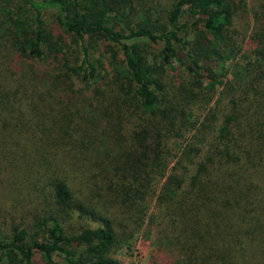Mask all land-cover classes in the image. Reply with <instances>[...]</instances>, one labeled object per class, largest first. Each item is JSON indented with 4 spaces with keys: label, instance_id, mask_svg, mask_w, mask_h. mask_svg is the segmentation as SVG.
I'll list each match as a JSON object with an SVG mask.
<instances>
[{
    "label": "trees",
    "instance_id": "trees-1",
    "mask_svg": "<svg viewBox=\"0 0 264 264\" xmlns=\"http://www.w3.org/2000/svg\"><path fill=\"white\" fill-rule=\"evenodd\" d=\"M0 100L69 160H1L47 193L0 190L2 264H120L151 198L146 264H264V0H0Z\"/></svg>",
    "mask_w": 264,
    "mask_h": 264
},
{
    "label": "rangeland",
    "instance_id": "rangeland-1",
    "mask_svg": "<svg viewBox=\"0 0 264 264\" xmlns=\"http://www.w3.org/2000/svg\"><path fill=\"white\" fill-rule=\"evenodd\" d=\"M46 20L48 22H51L53 20V17L47 16ZM98 59L103 60L102 58ZM68 83H72L75 89H79L85 86V83L80 81L78 78H70L68 80ZM5 105L6 103L0 100V111L4 109ZM11 153L13 155H11ZM11 153L6 156L0 154V190L4 189L5 191H7L8 194L12 195L13 199H25L28 196H33V193L37 191L39 193V197L36 202L42 205L43 199H47V193H44L43 183H16L12 179V174L9 173L7 170L2 169L4 167L1 165V160L5 162V164L8 163V166H12L14 168L23 166V164L25 163H43V165H45L44 167H46L48 165L52 166L55 164L66 162L68 160L66 151L57 145L39 143L35 147H25L12 150ZM155 184L156 185L154 189H156L157 191L160 186V183L159 181H156ZM10 199L13 200L12 198ZM147 204L149 208V214L154 215L156 218L155 225H153L150 240L144 241L141 238H137L136 241L132 243L131 249L129 251H119L116 255V259L120 262V264H146L148 260L150 246L156 237V230L158 229L156 224H161V226H164L166 224L163 216L161 215L160 210L155 207V200L151 198L148 200ZM0 264L2 263L0 262Z\"/></svg>",
    "mask_w": 264,
    "mask_h": 264
}]
</instances>
